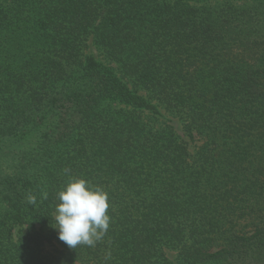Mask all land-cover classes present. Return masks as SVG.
Instances as JSON below:
<instances>
[{"label":"trees","instance_id":"trees-1","mask_svg":"<svg viewBox=\"0 0 264 264\" xmlns=\"http://www.w3.org/2000/svg\"><path fill=\"white\" fill-rule=\"evenodd\" d=\"M74 178L108 194L94 247L53 227ZM260 243L264 0H0V264H237Z\"/></svg>","mask_w":264,"mask_h":264},{"label":"clouds","instance_id":"clouds-1","mask_svg":"<svg viewBox=\"0 0 264 264\" xmlns=\"http://www.w3.org/2000/svg\"><path fill=\"white\" fill-rule=\"evenodd\" d=\"M66 173L70 169L64 170ZM46 195V194H45ZM55 223L58 238L70 248L79 245L94 247L109 229L110 216L108 194L99 186H93L85 179H69L57 194ZM28 203H36L34 196Z\"/></svg>","mask_w":264,"mask_h":264},{"label":"rangeland","instance_id":"rangeland-1","mask_svg":"<svg viewBox=\"0 0 264 264\" xmlns=\"http://www.w3.org/2000/svg\"><path fill=\"white\" fill-rule=\"evenodd\" d=\"M85 52L88 54H91L96 60L100 61L101 63L107 64V60L103 56L102 51H100V49H98L91 41L88 42ZM55 247H58V246L57 245H54V246L47 245L45 246L44 251L52 252L55 249ZM249 250H250L248 253L249 258L246 260L240 261L237 264H264V243H260L258 245H254L253 247H249ZM169 256L171 258H174L175 257L174 252L172 251L169 252Z\"/></svg>","mask_w":264,"mask_h":264}]
</instances>
